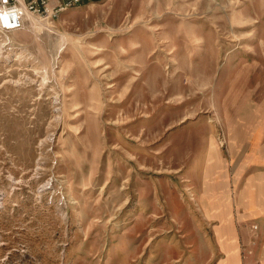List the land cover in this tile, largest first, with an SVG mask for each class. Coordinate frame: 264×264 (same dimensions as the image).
Instances as JSON below:
<instances>
[{
    "label": "rangeland",
    "instance_id": "obj_1",
    "mask_svg": "<svg viewBox=\"0 0 264 264\" xmlns=\"http://www.w3.org/2000/svg\"><path fill=\"white\" fill-rule=\"evenodd\" d=\"M263 261L264 0L0 25V264Z\"/></svg>",
    "mask_w": 264,
    "mask_h": 264
},
{
    "label": "built area",
    "instance_id": "obj_2",
    "mask_svg": "<svg viewBox=\"0 0 264 264\" xmlns=\"http://www.w3.org/2000/svg\"><path fill=\"white\" fill-rule=\"evenodd\" d=\"M97 0H0V19L5 28L17 27L30 15L45 23H54L67 11Z\"/></svg>",
    "mask_w": 264,
    "mask_h": 264
},
{
    "label": "crops",
    "instance_id": "obj_3",
    "mask_svg": "<svg viewBox=\"0 0 264 264\" xmlns=\"http://www.w3.org/2000/svg\"><path fill=\"white\" fill-rule=\"evenodd\" d=\"M244 200H247L244 202L246 206V210L248 211V214H246L247 218H254L256 215H259L260 210H261L260 208L262 205V200H263L262 194L259 192L253 194L252 192H250L246 194V197L244 198ZM231 234H232V238L235 239V234L233 233L232 229H231ZM259 255L261 256L263 254L260 253ZM256 257H257V254L254 255L253 257H250L249 261L255 262Z\"/></svg>",
    "mask_w": 264,
    "mask_h": 264
},
{
    "label": "bare ground",
    "instance_id": "obj_4",
    "mask_svg": "<svg viewBox=\"0 0 264 264\" xmlns=\"http://www.w3.org/2000/svg\"><path fill=\"white\" fill-rule=\"evenodd\" d=\"M1 22H4L2 19H0V25H1ZM35 26H36V24H35Z\"/></svg>",
    "mask_w": 264,
    "mask_h": 264
}]
</instances>
